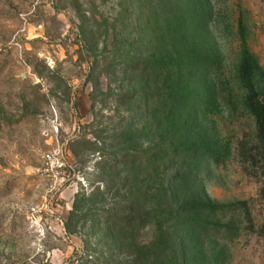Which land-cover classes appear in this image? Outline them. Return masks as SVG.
Here are the masks:
<instances>
[{
	"label": "rangeland",
	"instance_id": "rangeland-1",
	"mask_svg": "<svg viewBox=\"0 0 264 264\" xmlns=\"http://www.w3.org/2000/svg\"><path fill=\"white\" fill-rule=\"evenodd\" d=\"M246 56L264 100V0H0V264H167L137 258L165 184L251 213L202 214L179 264H264Z\"/></svg>",
	"mask_w": 264,
	"mask_h": 264
},
{
	"label": "trees",
	"instance_id": "trees-1",
	"mask_svg": "<svg viewBox=\"0 0 264 264\" xmlns=\"http://www.w3.org/2000/svg\"><path fill=\"white\" fill-rule=\"evenodd\" d=\"M206 66L208 67L209 65ZM183 75V73H180V78L183 77ZM239 75L249 90V95L246 99V106L256 121L257 138L264 150V100L260 98L253 83V61L247 56L243 58L240 64ZM172 87H174V83ZM175 89L176 87L171 88L170 95L171 100L174 102L172 110L173 113L176 114V111L179 109L184 110L187 98L182 90L179 91V94ZM193 109L190 110L191 113L194 111ZM188 115H190V117L192 116L191 114ZM180 121L182 122V120ZM182 123L185 124V122ZM213 157L218 161L219 155L213 154ZM163 189L164 196L168 201L167 204L160 209L149 211L137 216L144 221L143 224L152 222L157 227V238L155 242L149 247L141 249L137 257L138 260L143 259L146 254H149L150 259L155 256L157 262H159L160 259L162 260L163 258L172 255L171 260L168 261L167 264H179V249H181L185 254V260L187 263H191L193 258L190 259L187 255H191L190 251L193 250L192 245L194 241L196 242V240H200L198 239L201 235L200 230L203 227V224L205 225V222L200 218L202 214H215L219 211L231 209L235 213L241 211L240 214L246 221L251 220V213L247 202L222 206L203 201L195 196L184 198L181 195L182 190L180 188L178 189L177 186L168 187L165 184ZM135 220L136 219L134 218L133 221ZM144 249L149 252L143 253L142 251ZM162 264H165V262H162Z\"/></svg>",
	"mask_w": 264,
	"mask_h": 264
},
{
	"label": "built area",
	"instance_id": "built-area-1",
	"mask_svg": "<svg viewBox=\"0 0 264 264\" xmlns=\"http://www.w3.org/2000/svg\"><path fill=\"white\" fill-rule=\"evenodd\" d=\"M48 160H51V157H49Z\"/></svg>",
	"mask_w": 264,
	"mask_h": 264
}]
</instances>
